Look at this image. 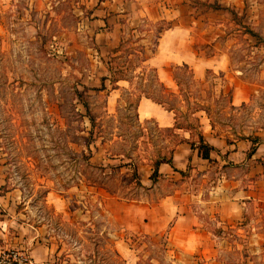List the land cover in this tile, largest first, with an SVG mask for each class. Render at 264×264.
Instances as JSON below:
<instances>
[{"label": "rangeland", "instance_id": "obj_1", "mask_svg": "<svg viewBox=\"0 0 264 264\" xmlns=\"http://www.w3.org/2000/svg\"><path fill=\"white\" fill-rule=\"evenodd\" d=\"M85 1L0 0V253L20 251L36 264H178L180 256L165 253L160 235L141 236L108 222V205L150 195L139 182L143 166L168 159L176 140L153 122L138 124L128 101L148 86L177 109L181 124L196 130L194 108L208 107L215 135L252 139L264 130V37L249 30L232 6L188 0L192 11L183 22L193 24L192 49L210 56L228 46L230 56L228 79L207 73L203 85L188 84L189 69L148 62L159 27L172 24L114 15L116 45L96 44ZM119 45L120 52L111 54ZM115 68L129 82L108 112L112 85L106 81V90L93 89ZM149 68L157 69L167 85L169 73L183 80L175 96L154 85ZM239 84L246 98L232 109L229 94ZM246 88H251L248 97ZM77 93L95 120L89 145L83 139L90 124L79 117L84 110ZM228 239L233 242L231 235ZM42 249L48 250L47 258ZM226 252V264H249L238 250ZM184 263L205 264L198 258Z\"/></svg>", "mask_w": 264, "mask_h": 264}, {"label": "crops", "instance_id": "obj_2", "mask_svg": "<svg viewBox=\"0 0 264 264\" xmlns=\"http://www.w3.org/2000/svg\"><path fill=\"white\" fill-rule=\"evenodd\" d=\"M85 2L92 12L88 27L97 29L94 37L96 44L102 42L100 44L108 47L116 45L118 30L110 20L114 15L144 18V21L156 26L169 23L172 26L159 27L155 51L148 60L152 66L186 65L190 70L188 84L203 85L202 80L207 73L222 74L227 78L230 64L228 46L220 47L210 56L200 55L192 49L189 39L193 24L183 22L184 15L188 14L189 17L192 11L188 0ZM206 3L210 4L209 0ZM217 4L222 9L232 6L234 13L243 16L244 25L249 30L264 37V0H218ZM106 25L109 27L105 28ZM156 72L158 82L164 88L170 90V85L174 88L172 91L177 88L172 73L167 75L170 81V85H167L157 69ZM235 74L240 75V72L236 71ZM123 84L127 82L119 81L116 89H108V95L113 97L111 104L118 101L121 91L126 90ZM243 90L241 84L232 88V109L245 100ZM246 90L248 97L251 88ZM111 104L108 105V112L114 110V104ZM136 112L138 124L153 122L158 130L169 132L173 142L176 139L168 157L171 164H160L154 179V166H143L146 170L140 174L139 182L150 195L145 194V198L134 202L118 201L108 205L105 211L111 220L108 219V222L141 236L160 235L166 241L165 253L177 252L180 256L178 264L197 258L205 264H226L223 256L231 249L238 250L241 257L247 256L249 264H264V130L252 139L228 140L215 135L208 114L202 110L192 114L196 119L197 131L174 128L176 116L145 97L138 100ZM199 135L212 148L209 159H203L198 150L191 147L192 143L197 144ZM254 139L258 140L257 144ZM252 147L254 151L250 153ZM164 188L166 191H163ZM155 192L156 198L153 199ZM226 232L229 233L227 236ZM230 235L233 242L228 239ZM237 238H242L244 243L238 244ZM41 253L42 258L49 256L47 249ZM30 259L32 264H36L31 255ZM217 259L219 261L216 263ZM172 262H175L174 258Z\"/></svg>", "mask_w": 264, "mask_h": 264}, {"label": "trees", "instance_id": "obj_3", "mask_svg": "<svg viewBox=\"0 0 264 264\" xmlns=\"http://www.w3.org/2000/svg\"><path fill=\"white\" fill-rule=\"evenodd\" d=\"M217 8H220V7H217ZM253 37L254 36H256L254 33H250ZM154 45H156V42H155V44ZM120 52V45L118 46V47H115V48H113L112 50H111V54H117V53H119ZM153 52V51H152ZM128 61V60H127ZM142 61V60H141ZM128 62H130L131 63V61H128ZM143 62V61H142ZM177 68V70H179V69H185V68H187V66L186 65H182V66H177L176 67ZM188 69V68H187ZM109 71V73H110V75H109V78H107V77H102L101 79H100V88L99 89H93V91H96V92H98V91H103V90H106L107 89V87H106V85H105V82L106 81H108L109 82V84H111L112 86H111V88L112 89H116L117 88V83L119 82V81H127V82H129V79L127 78V77H125V75H124V73L123 72H120L118 69H114V71H113V69H109L108 70ZM151 74H152V80H153V82H154V85H156L157 86V88L160 90V91H166V92H168L169 94H171L172 96H175V92L174 91H172V90H167V89H165L164 88V86L160 83V82H158V78H157V72H156V69L155 68H149V70H148ZM145 72L144 71H141V73L139 74V79H142V81L144 82L145 81ZM174 77V81H175V83H176V85H177V87H179L181 84H182V82H183V80L182 79H180V78H178L177 76H173ZM147 88L148 89H142V90H140L139 91V94L134 98V99H132V100H130V101H128V107L129 108H132V110H133V113H134V117H135V119H136V121H137V112H136V109H137V104H138V100L141 98V97H145V98H147V99H150L152 102H154L155 104H157V105H159V106H161L162 108H164L166 111H169V112H172L175 116H176V113H177V109H175L173 106H171V105H169V104H167L165 101H163V100H161L160 98H158V97H156L154 94H153V92L152 91H150V89H149V87L147 86ZM78 94V96H79V102H80V104H81V106H82V108H83V110H84V114L83 115H81V114H79V117H83V116H86L87 118H88V121H89V124H90V129H89V131L87 132V135H88V137L87 138H85V139H83V141L85 142V145H89V139H91L92 137H93V129H94V126H95V120H94V117L90 114V112H89V109H88V107H87V105H86V103H84L82 100H81V96H82V93H77ZM229 94V93H228ZM230 95V94H229ZM198 110H202V111H204L206 114H208V112H209V108L208 107H198V106H196L195 108H194V112L195 111H198ZM193 112V113H194ZM192 113V114H193ZM194 121H196V120H194ZM138 123V122H137ZM184 125V124H183ZM174 128H186V129H193V126L192 125H184V126H181L180 124H179V122H178V119H177V116H176V122H175V127ZM256 144L258 143L257 141V139H254L253 140ZM197 144L195 145V143H192L191 144V147L193 148H196L197 150H198V154L203 158V159H209V154H210V152L212 151V148L209 146V145H207L206 143H204V141H203V139H202V137H201V135H199L198 136V140H197V142H196ZM196 146V147H195ZM254 151V147H252V149L250 150V153H252ZM162 163H167V164H171V161H170V159L168 158H164V157H159V158H157L154 162H153V166H154V172H153V174H152V179H154L155 177H156V175H157V168H158V166L160 165V164H162ZM134 170H135V172H134V175L136 174V170H137V167L136 166H134ZM160 245L163 247V250L164 251H166V248H165V246H166V241H165V239L164 238H162V242H160ZM149 261V260H148ZM124 264V263H123ZM149 264H151V263H149Z\"/></svg>", "mask_w": 264, "mask_h": 264}, {"label": "built area", "instance_id": "obj_4", "mask_svg": "<svg viewBox=\"0 0 264 264\" xmlns=\"http://www.w3.org/2000/svg\"><path fill=\"white\" fill-rule=\"evenodd\" d=\"M0 264H32V261L25 253L12 250L0 253Z\"/></svg>", "mask_w": 264, "mask_h": 264}]
</instances>
